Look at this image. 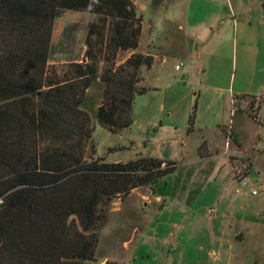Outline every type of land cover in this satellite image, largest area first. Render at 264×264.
<instances>
[{"label":"rangeland","instance_id":"1","mask_svg":"<svg viewBox=\"0 0 264 264\" xmlns=\"http://www.w3.org/2000/svg\"><path fill=\"white\" fill-rule=\"evenodd\" d=\"M160 1L131 0L142 19L141 49L148 36L143 23L146 32L154 24L149 20L150 5L157 9ZM258 1L264 0L253 2ZM183 2L193 0H178L176 6ZM143 5L149 7L147 12L139 8ZM260 7L257 14L264 18V3ZM93 20L104 37L103 42L101 36L93 37L89 45ZM184 21L180 23L186 31L180 34L185 36L179 38L185 43L184 57L176 56L163 66L158 59L157 71L140 70L139 85L149 90L136 96L129 129L114 134L98 123L96 112L104 92L100 79L87 91L82 109L91 115L94 128L87 161L155 157L165 161L160 171L174 169L156 183L114 198L106 222L96 229L99 244L92 264H264V92H258L264 74L254 70L258 67L264 73V27L252 26L250 38L256 41L252 49L245 40L250 30H243L242 39L233 24L217 22L207 29L197 27V41ZM110 24L105 16L64 11L53 25L48 66L63 74L70 63L87 62L90 50L98 56L102 73L119 69L135 53L145 54L139 48L134 53L111 51ZM161 31L158 22L153 31L157 42L163 40ZM176 63L182 64L179 71ZM245 72L249 73L244 76ZM233 79L259 95L234 97L232 103L228 91L216 93V100L207 94L216 81L226 88ZM238 111L243 117L235 116ZM253 114L262 125L254 123Z\"/></svg>","mask_w":264,"mask_h":264},{"label":"trees","instance_id":"2","mask_svg":"<svg viewBox=\"0 0 264 264\" xmlns=\"http://www.w3.org/2000/svg\"><path fill=\"white\" fill-rule=\"evenodd\" d=\"M132 6L131 0H0V264H92L96 229L114 198L174 171H160L165 161L155 157L107 163L85 156L94 129L82 109L88 89L97 79L104 84L96 112L102 127L114 134L129 129L136 96L149 90L139 85V72L152 68L153 55L135 53L102 73L90 50L87 62H72L63 74L48 66L53 25L66 10L110 18L109 49L137 50L142 19ZM99 28L90 22L89 45L96 36L103 42ZM252 120L262 125L255 114Z\"/></svg>","mask_w":264,"mask_h":264},{"label":"crops","instance_id":"3","mask_svg":"<svg viewBox=\"0 0 264 264\" xmlns=\"http://www.w3.org/2000/svg\"><path fill=\"white\" fill-rule=\"evenodd\" d=\"M177 1L178 0H161L159 2V5L157 6V9L153 8V5L151 4L149 10L151 12L149 20L151 22L153 21L154 24L153 25L149 24V29H150L149 32H146L144 30L145 26L143 23V34H147L148 36L145 37L146 41L144 40V44H145L143 46L144 49L139 48L141 45L140 44L138 47L139 51L148 54L149 53L148 51L151 50V54H152L153 53L152 50L156 49L160 53V56L156 54H152L154 56V64L153 67L151 68V71L154 70L157 71L156 68L158 66L157 65L158 59H160V66H163L166 63H168L171 59L176 58V56L179 55L183 56V54H185L184 51L185 43L179 39L180 37L183 38L185 36L184 34L181 35L180 32L186 31V28L182 26V24L180 23V21L182 20H185L184 21L185 23H189L190 26L187 29L189 32H192L189 36H192L193 38H197V41H198V37L200 36V34L196 31L197 27H200L201 29H207L209 28L210 25L217 24V22L223 26H226V23L233 24V28L239 31V33L241 32L242 39H243V30L245 31L250 30L247 33L248 36L245 40L246 41L248 40V43H251L252 49L254 43H256L254 39L252 40V38H250L253 33L252 26L257 23V25L264 27V22H262V19L264 20L263 13L257 14V12H261L259 11V9L262 10L261 8L262 6L260 7V4L264 3V1H262L261 3L260 1H258L255 4V2H253L254 0H193V2L189 4H186L187 2H183V4H180L181 5L180 8L176 6ZM139 8L144 12H147L149 7L143 5V6H139ZM173 9L176 10L174 11ZM228 17H230L231 20H227ZM194 19H196L197 22L193 23ZM158 22L160 26H162L163 28V31H161L162 34L161 39L163 40L157 42L153 31L155 30V27H157ZM212 29L213 28H211V30ZM257 47H259V45H257ZM132 52L134 53V51ZM191 54H193L192 49L190 50L189 55ZM196 55L197 57L200 56L199 54ZM177 65L178 64L176 63L175 68ZM247 67L248 69L250 68L253 76V71H252L253 68L249 64ZM254 70H257L256 74L257 73L260 75L264 74L263 69L261 68L258 70V67H256L254 68ZM247 73L249 72H245L243 73V75L245 76L247 75ZM259 81L260 83L258 84V92L262 93L264 92V78L258 80V82ZM232 82L233 83L228 84V87L223 88V86L217 85V81H216V83H214L213 85L211 84L210 86H208L207 94H210V97H213L216 100V98L217 99L219 98L215 95L216 93H218L219 96H222V93L228 91L232 103L234 102L233 99L234 97H241L243 95H251V96L259 95V93H255L257 91L252 92L250 89L243 88V86H241L240 84H235L236 79H233ZM101 86L103 90L104 84L103 85L101 84ZM201 95L202 94H200V97ZM237 114H240L241 117H243L242 111H238L237 113H235V116Z\"/></svg>","mask_w":264,"mask_h":264},{"label":"built area","instance_id":"4","mask_svg":"<svg viewBox=\"0 0 264 264\" xmlns=\"http://www.w3.org/2000/svg\"><path fill=\"white\" fill-rule=\"evenodd\" d=\"M181 67H182V64L177 65V66H176V70H180ZM246 186H247V182L244 180V181L242 182V187H246ZM239 193H240V190L237 191V194H239ZM253 193L255 194L256 192L253 191Z\"/></svg>","mask_w":264,"mask_h":264}]
</instances>
